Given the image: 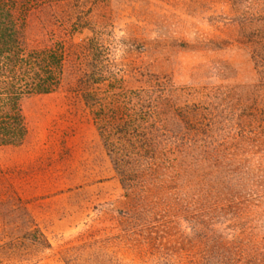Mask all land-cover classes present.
<instances>
[{"label":"rangeland","instance_id":"rangeland-1","mask_svg":"<svg viewBox=\"0 0 264 264\" xmlns=\"http://www.w3.org/2000/svg\"><path fill=\"white\" fill-rule=\"evenodd\" d=\"M60 84L0 148V264H264V0H14Z\"/></svg>","mask_w":264,"mask_h":264},{"label":"trees","instance_id":"trees-1","mask_svg":"<svg viewBox=\"0 0 264 264\" xmlns=\"http://www.w3.org/2000/svg\"><path fill=\"white\" fill-rule=\"evenodd\" d=\"M21 16L14 0H0V148L21 144L28 134L22 99L54 91L62 74L59 53L28 48Z\"/></svg>","mask_w":264,"mask_h":264}]
</instances>
